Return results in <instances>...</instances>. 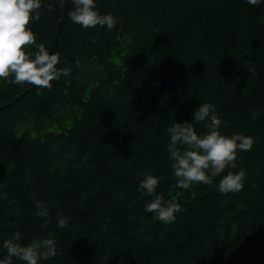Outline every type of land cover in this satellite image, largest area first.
Returning a JSON list of instances; mask_svg holds the SVG:
<instances>
[{
	"label": "trees",
	"instance_id": "1",
	"mask_svg": "<svg viewBox=\"0 0 264 264\" xmlns=\"http://www.w3.org/2000/svg\"><path fill=\"white\" fill-rule=\"evenodd\" d=\"M96 5L117 19L113 30L73 23L70 0H42L29 25L70 76L50 90L0 82V259L19 231L25 245L55 241L57 255L41 264H264V0ZM203 103L224 135L254 144L212 185L184 190L167 130ZM194 127L207 132L206 122ZM241 169L243 189L219 192L223 175ZM147 174L165 203H180L174 222L145 211ZM37 201L47 218L35 215ZM58 212L68 227L57 226Z\"/></svg>",
	"mask_w": 264,
	"mask_h": 264
},
{
	"label": "clouds",
	"instance_id": "2",
	"mask_svg": "<svg viewBox=\"0 0 264 264\" xmlns=\"http://www.w3.org/2000/svg\"><path fill=\"white\" fill-rule=\"evenodd\" d=\"M261 0H248L252 5H259ZM73 5L67 15L71 21L83 29L107 26L113 30L118 21L111 14H101L96 0H70ZM65 4V0H61ZM42 0H0V82L17 85L30 84L37 88H52V82L62 76L71 75L68 67H57L60 64L58 53L50 54L44 43L37 44L36 34L29 28L30 23L41 19ZM48 5V11H52ZM93 42H96L93 38ZM35 47L34 53L26 51ZM79 60L76 65L79 66ZM12 79H9V78ZM206 122L207 132L198 134L195 124ZM222 121L210 103L200 104L194 109L191 122H176L168 128L170 142L167 145L168 158L172 162L173 176L177 187L188 190L194 184L212 185L214 178L221 176L226 169H236L238 151H250L254 140L242 134L233 133L226 136L221 131ZM246 173L228 171L220 179L219 192L227 195L240 192L244 187ZM159 179L151 174L145 175L140 182L151 201L144 206L145 211L154 213V219L163 223L176 220L181 212L179 202L165 203L163 194L157 192ZM38 209L35 215L47 218L48 209L43 203L35 202ZM59 228L69 226L70 217L57 213ZM21 233L15 232L10 239L3 242L6 256L0 264H13L19 260L23 264H41L57 255L53 239L34 238L28 244L21 242Z\"/></svg>",
	"mask_w": 264,
	"mask_h": 264
},
{
	"label": "water",
	"instance_id": "3",
	"mask_svg": "<svg viewBox=\"0 0 264 264\" xmlns=\"http://www.w3.org/2000/svg\"><path fill=\"white\" fill-rule=\"evenodd\" d=\"M60 27H61V25H60ZM60 27H59V29H58V32L60 31ZM50 54H51V51H50Z\"/></svg>",
	"mask_w": 264,
	"mask_h": 264
}]
</instances>
